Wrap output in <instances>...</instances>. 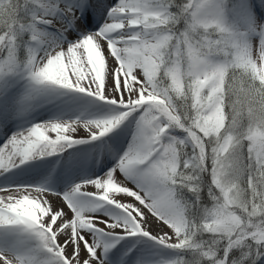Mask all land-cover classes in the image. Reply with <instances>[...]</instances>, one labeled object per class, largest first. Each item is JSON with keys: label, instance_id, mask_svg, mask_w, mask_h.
<instances>
[{"label": "snow or ice", "instance_id": "1", "mask_svg": "<svg viewBox=\"0 0 264 264\" xmlns=\"http://www.w3.org/2000/svg\"><path fill=\"white\" fill-rule=\"evenodd\" d=\"M89 6L0 0V77L25 76L26 99L75 93L109 109L31 123L0 144V238L39 242L0 247V264H107L121 241L126 256L159 246L162 264H264V17L253 0H116L98 6L93 32L80 28ZM125 124L135 127L117 163L67 194L12 179Z\"/></svg>", "mask_w": 264, "mask_h": 264}, {"label": "bare ground", "instance_id": "2", "mask_svg": "<svg viewBox=\"0 0 264 264\" xmlns=\"http://www.w3.org/2000/svg\"><path fill=\"white\" fill-rule=\"evenodd\" d=\"M116 0H89L91 6L80 13V28L88 32L96 31L103 23V17L98 10L100 4H114ZM264 13V9H260ZM77 33L69 35L74 39ZM28 96V83L24 79L9 82L0 89V144L7 138L31 123H43L46 120L60 118L64 120L80 119L87 121L103 117L109 109L101 102L92 98L78 97L80 94L69 93L58 97L56 100ZM52 100V101H51ZM135 125H122L113 133L91 144L79 145L70 148L69 156L65 153V159L59 157L48 158L46 162H38L26 171L17 173L12 179L19 182L45 181L50 190L61 194H67L70 189L84 181L103 176L116 163L118 156L127 149L134 131ZM54 137V134H51ZM8 180L0 183H8ZM87 191H94L90 186ZM121 199H125L121 197ZM56 201H54L55 203ZM153 233L157 229L153 227ZM167 232V228L162 229ZM133 238H130V241ZM63 241V237H60ZM38 240L24 234L4 236L0 238V247L11 248L17 246L19 250L36 249ZM133 247L131 242L121 241L107 254V264H162L165 254L159 246L147 247L136 243L129 255L125 252ZM71 251V249H69ZM45 257L42 255L41 259Z\"/></svg>", "mask_w": 264, "mask_h": 264}, {"label": "rangeland", "instance_id": "3", "mask_svg": "<svg viewBox=\"0 0 264 264\" xmlns=\"http://www.w3.org/2000/svg\"><path fill=\"white\" fill-rule=\"evenodd\" d=\"M181 2H182V0H181ZM253 3L256 5V12H257V15L258 16H261V17H264V13L260 10L261 8H260V6H259V0H253ZM254 44H258V42H255L254 41ZM8 79V80H7ZM20 80V79H24L28 84H29V82H28V80L26 79V77L25 76H23V75H11V76H7V77H0V89L4 86V85H6V84H8L9 82H15V81H17V80ZM7 80V81H6ZM164 252V254H165V258H164V260H166V259H168L169 258V256H168V254L165 252V251H163Z\"/></svg>", "mask_w": 264, "mask_h": 264}, {"label": "trees", "instance_id": "4", "mask_svg": "<svg viewBox=\"0 0 264 264\" xmlns=\"http://www.w3.org/2000/svg\"><path fill=\"white\" fill-rule=\"evenodd\" d=\"M177 2H181V0H177ZM204 197H205V201H207L206 193L204 194Z\"/></svg>", "mask_w": 264, "mask_h": 264}]
</instances>
